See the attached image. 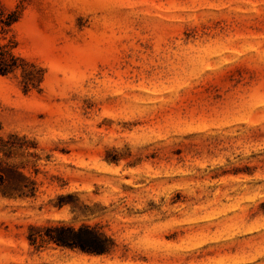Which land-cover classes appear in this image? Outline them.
<instances>
[{
	"label": "rangeland",
	"instance_id": "1",
	"mask_svg": "<svg viewBox=\"0 0 264 264\" xmlns=\"http://www.w3.org/2000/svg\"><path fill=\"white\" fill-rule=\"evenodd\" d=\"M0 7L45 71L0 75V164L34 183L0 187V264H264V0ZM82 224L113 252L30 245Z\"/></svg>",
	"mask_w": 264,
	"mask_h": 264
},
{
	"label": "trees",
	"instance_id": "2",
	"mask_svg": "<svg viewBox=\"0 0 264 264\" xmlns=\"http://www.w3.org/2000/svg\"><path fill=\"white\" fill-rule=\"evenodd\" d=\"M20 18L18 10H14L5 14L0 7V34L13 26ZM5 39V38H4ZM21 72V84L24 92H29L33 89L40 90L45 77V71L37 64L29 62L14 52L12 42H0V75H11ZM4 146L9 148L15 147V144L5 143L0 146V153L5 156L6 150ZM8 171V172H7ZM10 173V175L8 174ZM18 175L21 178L18 183ZM6 183H12L14 190H29L30 195H34V183L25 177L22 173H18V169H5L0 164V187ZM36 233H31L28 236L30 245L43 247L44 244H52L55 247L69 249L92 255H107L111 254L115 248L114 239L102 230L98 224L89 225L82 224L78 227L71 225H56L45 228V233H41L42 229L33 227Z\"/></svg>",
	"mask_w": 264,
	"mask_h": 264
}]
</instances>
